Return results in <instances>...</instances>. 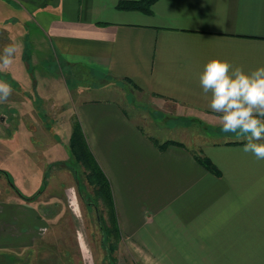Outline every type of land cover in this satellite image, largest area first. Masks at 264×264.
<instances>
[{
	"label": "crops",
	"instance_id": "obj_1",
	"mask_svg": "<svg viewBox=\"0 0 264 264\" xmlns=\"http://www.w3.org/2000/svg\"><path fill=\"white\" fill-rule=\"evenodd\" d=\"M121 1L138 0H0V53L20 45L13 63L0 69L13 89L0 108L17 119L0 144L28 131L39 135L34 120L43 132L56 125L55 118L44 124L46 113L37 108L22 113L33 99L15 95L35 87L38 98L49 87L33 73L42 41L65 65L157 97L178 115L209 120L219 114L199 82L208 61L227 60L245 72L264 67V0H156L149 13L119 9ZM74 111L111 185L122 263L264 264V160L242 150L245 139H155L114 99H78ZM152 139L181 145L160 150ZM42 204L0 193V255L42 239L51 220Z\"/></svg>",
	"mask_w": 264,
	"mask_h": 264
},
{
	"label": "rangeland",
	"instance_id": "obj_2",
	"mask_svg": "<svg viewBox=\"0 0 264 264\" xmlns=\"http://www.w3.org/2000/svg\"><path fill=\"white\" fill-rule=\"evenodd\" d=\"M3 33L0 26V40ZM41 43L37 47L40 56L33 62V73L49 80V87L41 90L38 98L35 87H27L26 92L22 88L15 95L33 99L32 105H27V108L23 105L22 113L32 109L36 114L37 108L46 113L48 120L55 118L56 125L53 131L43 132L42 125L40 128L34 120L39 135H31L28 131L30 136L22 133L16 142L15 135L3 141L0 144V171L10 176L13 187L24 196L34 190L32 196L44 182L42 192L33 201L47 205L43 211L51 220L45 235L32 249L4 253L0 255V264H124L121 254L126 249L118 251L117 247L113 253L114 260L107 255L105 234L99 220L104 209L102 202L93 194L92 187L87 185L80 172L75 178L73 172L61 163L68 159L67 145L76 119L74 107L77 100L114 99L126 108L141 128L159 140L182 138L189 142L196 137L197 143L201 144L203 141L243 138L238 133H224L218 118L209 120L204 116L178 115L174 106L157 97L138 95L97 73L65 65L54 57L44 41ZM2 115L7 121L4 122L2 117L4 120L0 127L8 128L7 132L13 134L17 121L15 115L4 114L0 108V117ZM36 182L42 183L34 189ZM13 187L4 175H0V193L21 196ZM111 241L109 238V243Z\"/></svg>",
	"mask_w": 264,
	"mask_h": 264
},
{
	"label": "clouds",
	"instance_id": "obj_3",
	"mask_svg": "<svg viewBox=\"0 0 264 264\" xmlns=\"http://www.w3.org/2000/svg\"><path fill=\"white\" fill-rule=\"evenodd\" d=\"M20 45L9 43L0 53V69H7L14 61ZM205 94L211 93L209 107L219 114L224 133H238L246 143L245 153L264 160V67L245 72L227 60L211 59L199 75ZM12 86L0 80V103L8 101Z\"/></svg>",
	"mask_w": 264,
	"mask_h": 264
},
{
	"label": "trees",
	"instance_id": "obj_4",
	"mask_svg": "<svg viewBox=\"0 0 264 264\" xmlns=\"http://www.w3.org/2000/svg\"><path fill=\"white\" fill-rule=\"evenodd\" d=\"M154 1L156 0L121 1L118 3V8L126 10H140L145 13H149L150 6ZM24 58L27 62L28 57ZM152 141L160 150H163L169 144L181 145L171 140L160 144L155 139H152ZM67 151L69 153L68 159L62 161L61 163L73 172L75 178L80 172L83 175L87 185L92 187L93 194L102 202L104 209L102 214L99 215L100 226L105 234V248L107 255L114 260L113 253L117 249L118 242L120 240V230L118 227L111 185L92 152L90 151L81 126L76 119L73 120ZM195 158L205 168L210 170L214 169L209 159L205 156L196 155ZM0 175H4L8 179L11 187H13L11 178L6 172L0 171ZM44 186L45 183L43 182L39 191L30 197L21 195L18 190H16V188H13L21 195L23 199L27 201H33L42 192ZM109 238L112 240L111 243H109Z\"/></svg>",
	"mask_w": 264,
	"mask_h": 264
},
{
	"label": "flooded vegetation",
	"instance_id": "obj_5",
	"mask_svg": "<svg viewBox=\"0 0 264 264\" xmlns=\"http://www.w3.org/2000/svg\"><path fill=\"white\" fill-rule=\"evenodd\" d=\"M0 42H2V41H0ZM3 76H4V74H2V73L0 72V79L3 80V79H4ZM8 82L12 84L11 79H9ZM3 120H4V118L0 117V122L3 121ZM42 121H43L44 124H48V122H49V121L47 120V118L44 117V116H42ZM6 132H7V131H6L5 128L0 127V135H3V134L6 133Z\"/></svg>",
	"mask_w": 264,
	"mask_h": 264
}]
</instances>
